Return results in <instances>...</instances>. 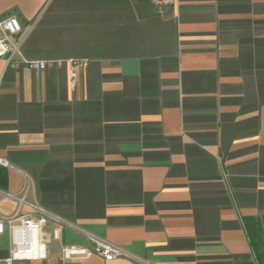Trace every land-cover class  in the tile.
Here are the masks:
<instances>
[{
  "label": "crops",
  "instance_id": "crops-1",
  "mask_svg": "<svg viewBox=\"0 0 264 264\" xmlns=\"http://www.w3.org/2000/svg\"><path fill=\"white\" fill-rule=\"evenodd\" d=\"M159 1L0 0L25 33L22 59L0 58V219L32 213L9 193L80 230L49 223L46 257L11 264H258L264 0ZM70 60L87 61L74 86ZM82 232L130 257L62 261Z\"/></svg>",
  "mask_w": 264,
  "mask_h": 264
},
{
  "label": "built area",
  "instance_id": "built-area-1",
  "mask_svg": "<svg viewBox=\"0 0 264 264\" xmlns=\"http://www.w3.org/2000/svg\"><path fill=\"white\" fill-rule=\"evenodd\" d=\"M171 0H162L159 3H168ZM25 33L14 15L0 18V58H5L7 64L15 58H21V45ZM23 63L37 75L55 65L61 66L64 61H25ZM69 67L70 82L74 86L78 69L87 66L85 60H70ZM0 167H9L6 159L0 157ZM7 198L17 202L18 205H28L32 210L31 215L15 214L11 217L0 219V233L3 231V224H6L10 247L8 257L0 260V264H11L16 260L44 259L46 257V234L44 227L52 224V238L60 240L61 231L70 228L80 231L73 224L49 213L37 205L27 204L22 197L4 193ZM34 215V216H33ZM88 245L79 246L75 244L60 245V256L62 261L73 259L86 260L98 256L104 260H115L118 258L130 257L120 246L99 238L95 235L82 232Z\"/></svg>",
  "mask_w": 264,
  "mask_h": 264
},
{
  "label": "trees",
  "instance_id": "trees-1",
  "mask_svg": "<svg viewBox=\"0 0 264 264\" xmlns=\"http://www.w3.org/2000/svg\"><path fill=\"white\" fill-rule=\"evenodd\" d=\"M244 229L257 263L264 264V235L260 224L252 218H246Z\"/></svg>",
  "mask_w": 264,
  "mask_h": 264
}]
</instances>
